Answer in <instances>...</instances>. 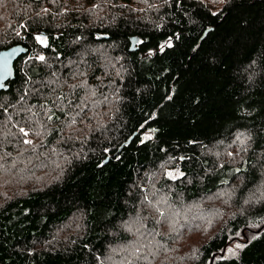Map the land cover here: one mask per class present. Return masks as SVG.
<instances>
[{"label": "trees", "instance_id": "16d2710c", "mask_svg": "<svg viewBox=\"0 0 264 264\" xmlns=\"http://www.w3.org/2000/svg\"><path fill=\"white\" fill-rule=\"evenodd\" d=\"M13 44L0 264H264V0H0Z\"/></svg>", "mask_w": 264, "mask_h": 264}, {"label": "snow or ice", "instance_id": "6c2138e0", "mask_svg": "<svg viewBox=\"0 0 264 264\" xmlns=\"http://www.w3.org/2000/svg\"><path fill=\"white\" fill-rule=\"evenodd\" d=\"M36 39L43 45L47 46V39L46 37H42V36H37ZM169 46H171V44L169 43ZM9 54H6L3 60V66L2 68H0V72L3 73V79H7L10 75H11V69L9 67L8 61H9ZM39 60L43 61L45 60V57L43 55L39 56ZM4 84L3 82H0V88H3ZM170 99V97H169ZM2 107V106H0ZM41 107H44L43 105ZM6 111V109H5ZM27 111L31 112V109H27ZM33 116H35V113H32ZM53 117L52 115H47V119L51 120ZM31 122V118L29 117L27 120L24 121V123H30ZM16 127L18 129V133L21 135L22 139V143L24 144H32L33 141L30 139H27V137L31 134H35V135H39L40 133L35 131L34 129H30V128H26L24 126H22L21 122H17ZM167 175L169 176V178H175L174 174L172 172L167 173ZM182 175V173L180 174ZM161 215H163V213H161ZM237 247H240V245H237Z\"/></svg>", "mask_w": 264, "mask_h": 264}, {"label": "water", "instance_id": "95a60500", "mask_svg": "<svg viewBox=\"0 0 264 264\" xmlns=\"http://www.w3.org/2000/svg\"><path fill=\"white\" fill-rule=\"evenodd\" d=\"M24 51H25V48L21 44H13L7 48L0 49V68H2V66H3V60H4L5 55L9 54L10 58H9L8 64H9V67L11 69V75L7 79H3V73L0 72V82H3V84H4V87L0 88V89H6L7 88L6 81L9 78H12L13 74H14L13 62L17 58V56L21 52H24Z\"/></svg>", "mask_w": 264, "mask_h": 264}, {"label": "rangeland", "instance_id": "374dc122", "mask_svg": "<svg viewBox=\"0 0 264 264\" xmlns=\"http://www.w3.org/2000/svg\"><path fill=\"white\" fill-rule=\"evenodd\" d=\"M36 35L43 37V35H42L41 32H37ZM146 134H147V132H146ZM163 171H164V174L165 175H167V173H169V172H172L175 177H177V176H179L181 174L180 169L177 166H168V167H165Z\"/></svg>", "mask_w": 264, "mask_h": 264}]
</instances>
